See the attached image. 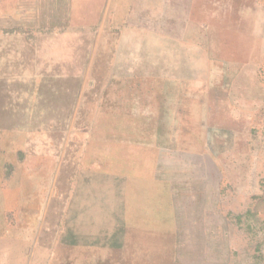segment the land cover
<instances>
[{"label":"rangeland","instance_id":"374dc122","mask_svg":"<svg viewBox=\"0 0 264 264\" xmlns=\"http://www.w3.org/2000/svg\"><path fill=\"white\" fill-rule=\"evenodd\" d=\"M0 264H264V0H0Z\"/></svg>","mask_w":264,"mask_h":264}]
</instances>
